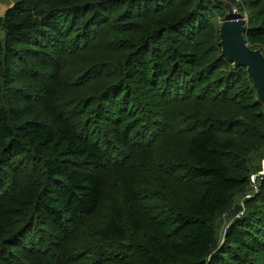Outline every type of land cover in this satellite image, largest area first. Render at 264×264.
Listing matches in <instances>:
<instances>
[{
	"label": "trees",
	"instance_id": "trees-1",
	"mask_svg": "<svg viewBox=\"0 0 264 264\" xmlns=\"http://www.w3.org/2000/svg\"><path fill=\"white\" fill-rule=\"evenodd\" d=\"M220 1L4 12L0 264H264V103L221 56ZM226 3L264 52V0Z\"/></svg>",
	"mask_w": 264,
	"mask_h": 264
},
{
	"label": "water",
	"instance_id": "water-1",
	"mask_svg": "<svg viewBox=\"0 0 264 264\" xmlns=\"http://www.w3.org/2000/svg\"><path fill=\"white\" fill-rule=\"evenodd\" d=\"M220 4L227 11L219 29L221 56L227 58L236 68L239 66L247 68L258 98L264 103V52L247 43L245 34L249 28L244 17L238 15L231 4L223 1H220ZM252 166L261 169L252 177L253 183H255L257 178L264 177V157H255Z\"/></svg>",
	"mask_w": 264,
	"mask_h": 264
},
{
	"label": "rangeland",
	"instance_id": "rangeland-1",
	"mask_svg": "<svg viewBox=\"0 0 264 264\" xmlns=\"http://www.w3.org/2000/svg\"><path fill=\"white\" fill-rule=\"evenodd\" d=\"M223 2H226V0H221ZM238 2L241 0H237ZM16 2V0H0V18L4 16V12L13 6V4ZM235 8V7H234ZM237 13V11H236ZM238 14V13H237ZM239 15V14H238ZM241 16V15H240ZM243 16L246 20V24L248 26L249 22H250V12L244 8L243 11ZM224 20V18H220L219 16L216 17L215 16V22L217 23L216 25H221V22ZM1 29V27H0ZM1 35L4 36V33L1 31ZM254 188V187H253ZM256 188V187H255ZM254 188V189H255ZM250 192L246 193L249 194ZM242 197L239 196V199ZM233 222V219L231 218L230 215H224L221 217V219H219L217 221V232L218 234H220L221 236L224 235L226 229L228 228V226Z\"/></svg>",
	"mask_w": 264,
	"mask_h": 264
},
{
	"label": "built area",
	"instance_id": "built-area-1",
	"mask_svg": "<svg viewBox=\"0 0 264 264\" xmlns=\"http://www.w3.org/2000/svg\"><path fill=\"white\" fill-rule=\"evenodd\" d=\"M245 19V18H244Z\"/></svg>",
	"mask_w": 264,
	"mask_h": 264
}]
</instances>
